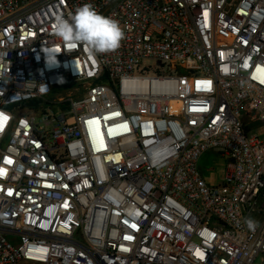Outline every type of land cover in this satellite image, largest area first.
<instances>
[{
	"label": "built area",
	"instance_id": "2783aa9c",
	"mask_svg": "<svg viewBox=\"0 0 264 264\" xmlns=\"http://www.w3.org/2000/svg\"><path fill=\"white\" fill-rule=\"evenodd\" d=\"M0 122V264H264V0H0Z\"/></svg>",
	"mask_w": 264,
	"mask_h": 264
},
{
	"label": "clouds",
	"instance_id": "9594fccd",
	"mask_svg": "<svg viewBox=\"0 0 264 264\" xmlns=\"http://www.w3.org/2000/svg\"><path fill=\"white\" fill-rule=\"evenodd\" d=\"M53 31L69 47L83 44L93 53L113 52L125 38L119 21L99 13L91 3L77 7L68 17L56 15ZM50 52H46L48 61L52 58ZM244 223L250 231L259 227V221L250 217Z\"/></svg>",
	"mask_w": 264,
	"mask_h": 264
},
{
	"label": "rangeland",
	"instance_id": "374dc122",
	"mask_svg": "<svg viewBox=\"0 0 264 264\" xmlns=\"http://www.w3.org/2000/svg\"><path fill=\"white\" fill-rule=\"evenodd\" d=\"M225 160L219 155L209 152L203 154L199 165L205 179L211 183H217L223 175Z\"/></svg>",
	"mask_w": 264,
	"mask_h": 264
},
{
	"label": "snow or ice",
	"instance_id": "6c2138e0",
	"mask_svg": "<svg viewBox=\"0 0 264 264\" xmlns=\"http://www.w3.org/2000/svg\"><path fill=\"white\" fill-rule=\"evenodd\" d=\"M3 119H6V117H3ZM0 127H2V122H0ZM0 171H2V170H0Z\"/></svg>",
	"mask_w": 264,
	"mask_h": 264
}]
</instances>
